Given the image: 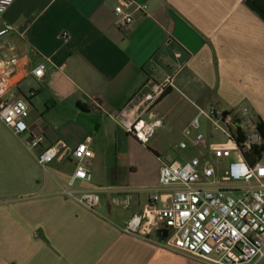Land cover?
Segmentation results:
<instances>
[{"label": "crops", "instance_id": "0c3cea01", "mask_svg": "<svg viewBox=\"0 0 264 264\" xmlns=\"http://www.w3.org/2000/svg\"><path fill=\"white\" fill-rule=\"evenodd\" d=\"M119 2L14 0L0 13V30L14 26L0 35V59L18 58L22 77L9 97L31 104L24 135L0 119V264H211L160 231L123 227L160 186L163 163L200 152L185 128L201 109L264 121V0H135L128 28L115 23ZM38 65L41 80L31 73ZM168 78L166 95L146 99ZM138 120L152 131L146 143L128 131ZM30 133L72 149L93 137V178L79 185L100 193L98 207L61 193L74 166L54 161L47 173Z\"/></svg>", "mask_w": 264, "mask_h": 264}, {"label": "built area", "instance_id": "2783aa9c", "mask_svg": "<svg viewBox=\"0 0 264 264\" xmlns=\"http://www.w3.org/2000/svg\"><path fill=\"white\" fill-rule=\"evenodd\" d=\"M13 1L0 0V13H4ZM134 2L120 0L115 7L118 27L128 28L134 22L129 9ZM146 8V4L137 7L139 10ZM10 30H14L13 25L1 29L0 35ZM18 60L0 59V119L16 135H24L30 132L31 104L28 97H9L12 88L22 79ZM31 73L38 80L43 79L44 66L34 67ZM170 85L172 79L168 78L149 92L146 99H157ZM35 93L31 90L28 96ZM201 113L224 139L216 141L215 134L207 137L199 131L201 124L195 118L185 128V134L193 136L191 145L200 152L185 161L163 163L159 171L160 186L146 207L135 213L123 229L135 235L160 231L165 235L164 242L171 248L211 264L257 263L264 259V149L253 163L249 155L264 145L258 123L247 117L237 124L236 118L219 107L209 111L201 109ZM247 120L250 132L244 124ZM140 123L142 120L131 122L128 131L146 143L152 131L146 133ZM30 135L28 146L33 151L38 150V162L47 173L54 161L67 159L74 166L72 175L60 183L61 193L89 208L98 207L100 193L79 185V182L93 178L90 169L94 156L93 137H84L72 149L64 140L46 144L44 134ZM188 144L182 141L180 148L185 149ZM161 202L170 204L161 205Z\"/></svg>", "mask_w": 264, "mask_h": 264}, {"label": "rangeland", "instance_id": "374dc122", "mask_svg": "<svg viewBox=\"0 0 264 264\" xmlns=\"http://www.w3.org/2000/svg\"><path fill=\"white\" fill-rule=\"evenodd\" d=\"M209 110V109H208ZM200 121H201V128L204 132H206L207 134L209 132H211V128L212 132H215V134L217 135V140L219 139H224L223 135L219 132L214 130V127L211 125V123L209 122V119L205 116V115H201L200 116ZM197 150L193 149L192 147H190L187 150H184V155H182L180 157V159L184 160V158H189L193 153H195ZM52 168V167H51ZM45 173V172H44ZM46 174V173H45Z\"/></svg>", "mask_w": 264, "mask_h": 264}, {"label": "trees", "instance_id": "16d2710c", "mask_svg": "<svg viewBox=\"0 0 264 264\" xmlns=\"http://www.w3.org/2000/svg\"><path fill=\"white\" fill-rule=\"evenodd\" d=\"M166 95L167 94V92L165 93H163V95ZM259 131H260V133H261V135H262V137L264 138V121H262L261 119L259 120ZM262 149H264V146H262L260 149H254V154H251V155H249V160H250V162L251 163H253L254 161H255V157L258 155L259 156V154L261 153V151H262Z\"/></svg>", "mask_w": 264, "mask_h": 264}, {"label": "bare ground", "instance_id": "6f19581e", "mask_svg": "<svg viewBox=\"0 0 264 264\" xmlns=\"http://www.w3.org/2000/svg\"><path fill=\"white\" fill-rule=\"evenodd\" d=\"M141 124V123H140Z\"/></svg>", "mask_w": 264, "mask_h": 264}]
</instances>
